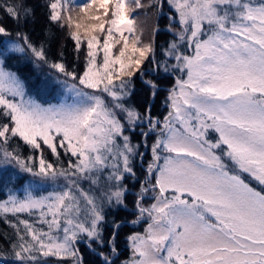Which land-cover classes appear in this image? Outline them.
Here are the masks:
<instances>
[{
  "label": "snow or ice",
  "instance_id": "6c2138e0",
  "mask_svg": "<svg viewBox=\"0 0 264 264\" xmlns=\"http://www.w3.org/2000/svg\"><path fill=\"white\" fill-rule=\"evenodd\" d=\"M133 3L135 8L142 7L140 0H84L78 5L79 11L95 22L85 24L82 17L75 23L77 31L71 32L79 52V30L84 31L88 49L84 72L77 76L61 63L52 65L65 76L78 79L84 89L107 93L113 107L125 113L129 126L141 119L134 108L123 103L130 95L131 78L136 72L145 74L141 67L145 61L154 63L156 70L161 67L154 59V44L142 45L137 35ZM169 3L178 14L182 31L175 33L176 40L165 54L175 56L178 63L173 67L186 70L187 79H177L169 92L171 111L164 118L163 138L152 146L148 165L149 176L155 175L152 189L159 191L154 196L155 203L145 208L141 200L147 188L141 184L136 201L139 215L132 223H138L146 214L148 224L144 233L128 237L132 258L122 264H264V189L256 190L242 176L247 173L264 185V0L259 4L252 0ZM49 7L51 21L59 22L66 16L72 28L69 0H54ZM21 9L26 21L32 10L23 3L8 6L6 11L19 20ZM91 10L99 14H90ZM94 33L103 34L102 42ZM0 36L9 37L11 33L0 25ZM16 38L22 43L12 42L0 57L7 58L8 51L24 53L27 48L37 59L46 60L43 47L38 49L26 34L17 32ZM177 41H186L190 48L194 45V54L179 52ZM117 44L121 46L114 56ZM101 52L103 63L98 64ZM163 68L168 71L166 63ZM114 79L120 83L115 84ZM146 83L155 95V83ZM71 87L74 96L70 103L43 107L24 98L19 77L6 71L0 59V113L10 121L0 124V138L5 144L10 136H19L36 150L46 146L57 157V148H63L76 157V162L69 164L75 169L72 174L94 185L111 169L105 178L108 190L99 198L75 185L78 194L66 188L40 198L10 197L11 207L0 205L4 212L39 210L41 222L48 224L49 231L45 232L20 221L26 234L17 228L19 243L13 247L18 249L15 257L22 264L37 261L36 253L43 257H71L74 264H83L76 245L84 237L89 247L93 243L105 245V206L123 204L126 189L121 187V181L125 173L135 175L130 159L135 147L124 135V125L115 112L101 96L76 90L75 84ZM8 95L20 99L10 100ZM146 119L148 131L159 124L150 115ZM173 119L179 127L174 126ZM209 128L219 134L214 143L205 138ZM117 137L123 138L122 147L116 145ZM161 149L168 155L161 157ZM214 149H220L222 155ZM161 158L162 165L158 163ZM4 159L15 161L23 171L42 180L55 181L68 174L58 172L42 153L38 168L13 152L5 151ZM49 215L51 220L47 219ZM119 227L113 221L112 237L107 241L110 254L98 253L102 264H114Z\"/></svg>",
  "mask_w": 264,
  "mask_h": 264
},
{
  "label": "trees",
  "instance_id": "16d2710c",
  "mask_svg": "<svg viewBox=\"0 0 264 264\" xmlns=\"http://www.w3.org/2000/svg\"><path fill=\"white\" fill-rule=\"evenodd\" d=\"M156 1L157 0H153L149 7L151 13L150 20H147L141 26L144 33H149L150 38L153 36V21L157 14L156 9L158 4H156ZM52 2H54V0H0V25L4 26L11 33L9 37L0 36V52L6 51L8 49V40L16 37V33L20 32L21 34H26L28 39L38 49L41 48V46L43 47L46 60L35 58L34 61V55L26 46L24 53L8 51L7 58L0 57V59L3 60L5 70L15 73L19 77L23 84L25 94L45 105L57 102V98L61 94L62 89L56 83V80H61V78L65 76L52 65L61 63L65 66L66 71L74 72L76 75H79L85 69L87 60L86 54L88 51L86 41L83 40L84 32H79L82 38V46L79 52L76 51L75 41L71 38V32L75 30L68 27L66 17L59 22H54L49 19L51 14L49 5ZM21 3H23L26 8L32 10L26 21L23 9H21L19 20L10 16L6 11L8 6L19 5ZM255 3H257V1ZM69 8L72 10L77 9V7L72 5V0H69ZM170 11L171 10L167 6L162 4L160 8V17L156 25L154 59L161 67L157 71V74L153 76L151 82L155 83L159 88L158 91H156L155 95L152 97L153 89L142 83L138 78V72H136L131 78L130 95L126 96L123 101L126 107L134 108L142 115H145L149 107L148 115L154 119H158L160 122L168 116L170 110L167 92L173 88L177 79H181L185 76V70L181 71L180 68L173 67L178 63L175 56L169 57L165 54L169 44L176 40V36L171 30L178 27L174 20L175 18L171 19V21L168 19L170 17H175ZM134 13L136 15L137 10H135ZM61 24H63L64 27H61ZM170 24L171 30H169ZM95 34L99 35L102 41L103 34ZM177 43L178 51L185 54L188 50V46L185 45V42L177 41ZM165 63L168 66L167 72H165L163 68ZM151 65L155 64L153 63ZM5 123H10V121L0 113V124ZM158 128L160 127L157 126L155 130L147 131L144 125H139L135 127L134 131L126 132L130 143L135 147L138 155L140 152H143V159H141L142 163L138 162V155L134 157L131 156V166L135 175H124L121 181V187L126 189L123 206L116 208L110 207L109 210L105 211L106 223L103 225L105 245L101 246L93 243L91 247H89L87 237L84 238L85 243L81 242L78 244L77 248L79 249L83 264H102V259L98 253L104 252L110 254L107 241L112 237L113 221L120 225L115 239L117 255L113 258L114 264H122V262L128 261L130 250L128 237L134 233H142L145 226L148 224L146 216L136 224H133L132 221L136 220L139 215L136 207V194L141 191V184L148 174L144 169V164L151 157L152 146L156 142V139L161 136V133L154 134L158 131ZM144 133H147V135ZM212 135L216 139V136L214 134ZM0 146V152H13L30 166L37 168L39 166V157L41 153L47 162L55 166L58 172L60 170L66 172L70 171L72 168H69V164H74L76 162V157L71 156L70 152L66 153L63 148H57L59 153V157H57L53 155L51 150L46 146L42 145L41 150H36L26 144L19 136H10L7 144L0 138ZM163 153L164 155H168V153L164 151ZM220 155H222V153H220ZM29 157L33 159L29 160ZM13 162V164L9 163L13 166H0V203L7 198L9 191L18 189V187L28 180L27 175L21 172L22 169L19 165H17L15 161ZM226 163L231 165L230 161ZM242 176L245 181L256 190L264 189L263 185H260L247 174L242 173ZM148 180H150L151 184H155V175L149 176ZM102 181L101 179V182ZM147 192L146 196H143L141 200L145 208L150 207L152 202V198L150 197L152 194H147ZM170 194L172 193L169 192L168 195ZM21 220L27 221L36 230L43 229V231H45L47 228L44 223L38 220L35 211L29 213L0 214V264H22V262L15 257V251L18 249L13 247L15 244L19 243L17 228L21 234H26L24 225L20 224ZM13 225L16 227H13ZM51 258L52 257L37 256L38 262L36 264L50 262ZM23 264H26V261H24Z\"/></svg>",
  "mask_w": 264,
  "mask_h": 264
},
{
  "label": "rangeland",
  "instance_id": "374dc122",
  "mask_svg": "<svg viewBox=\"0 0 264 264\" xmlns=\"http://www.w3.org/2000/svg\"><path fill=\"white\" fill-rule=\"evenodd\" d=\"M152 1L153 0H142V1H140L141 4H142V7H140V8H135V4L134 3L132 4V7L135 8V10H137V14L135 15V13H134L135 23H136V32H137V35H139L141 37L142 45L143 44H151V40H152V37L150 38L149 33H144L143 32V29L141 28V26H142V24L144 22H146L147 20H150L151 13L149 11V7H150ZM256 1H257V3H255ZM83 2H84V0H72V5L75 6V7H77V9H75V10L70 9L71 10L70 11V14H71V16L73 18V27L72 28L75 31H77V29L75 28V23L81 22V18L82 17H83V21L82 22L85 23V24L94 23L95 22V21H89L86 17H84V14L80 13L79 6L78 5L81 4V3H83ZM252 2L255 3V4H259L261 2V0H252ZM156 4H159L158 0L156 1ZM162 4H164L165 6H167L171 10L170 12L173 13V15L175 16L174 17L175 18L174 20H175V22H176V24H177L178 27L173 28L171 30L172 33L175 34L176 32L182 31V29L180 28V25H179V17H178V14L176 13V10H175L174 6L169 3V0H161V2L159 4L160 8H161V5ZM156 13H157V9H156ZM160 13L161 12H159V14ZM90 14L97 15L99 13H96L94 10H91ZM154 19L156 20V16L154 17ZM168 19L170 20V18H168ZM155 20L153 22H155ZM207 28H208V26L207 25H204L205 31H207ZM79 32L80 33L84 32L83 31V28H81L79 30ZM152 34H153V31H152ZM14 41L21 43V41L17 40L16 37L11 38V39L8 40V48L10 47L11 43L14 42ZM184 42H185V45L188 46L187 42L186 41H184ZM120 46L121 45L117 44L113 48V55L114 56L115 55H118ZM15 53H18V52H15ZM193 54H194V45L191 48L188 46V50H187V52L184 55H193ZM35 58L36 57L34 56V61H35ZM102 63H103V53L101 52L99 54V56H98V64H102ZM83 72H84V70L79 75H81ZM79 75H77V76H79ZM183 79H187V72H186V70H185V77ZM56 83L62 89L61 94L58 96L56 103L47 104V105L41 104L40 102L36 101L33 97H30V96H28L26 94H25V97L24 98L25 99H31V100L35 101L36 103L40 104L43 107L59 106V105H61L63 103H70L72 101L73 96H74V91H73V89H72L71 86L73 84H75L76 85V90H83V91H86V92H89V93H94L96 95L101 96V98L105 101V103L110 108H112V110L115 112L117 119H119L121 121V123L124 125V128H125L124 135H127L128 136V134H126V132L134 131L135 127L136 126H139V125H144L146 127V130L148 131L149 125L147 123V119H146V116L145 115L140 114L141 119L140 120H137L136 121V124L134 126H129L125 113L121 112L120 109L114 108L113 105H112V99H111V97H109L107 95V93H104L102 90L84 89L83 86L79 84L78 79L77 80H73L72 78H68V77H65V76L62 77L61 80L60 79H57L56 80ZM114 83L118 85L120 83V80L114 79ZM130 91H131V85H130ZM178 91L179 90L177 89V92ZM6 98H8L10 100L11 99H16L17 101H19V99H20L19 97L13 98L10 95H8ZM168 101H169V105H170L171 104V101L169 99H168ZM170 111H171V109L169 110V112ZM164 123H165V119L160 123V125L161 124H164ZM193 123H195V122H193ZM173 124H174L175 127H179V122L178 121H175L174 119H173ZM157 130H161V132L164 131V129H162V126L160 128H158ZM202 131H203V129H202ZM210 131L215 132V134L218 136V138H219V134L214 129H212V128H209V129H207L205 131V138L208 141L214 143L215 140L211 137ZM159 138H163V137L160 136ZM123 143H124L123 138L122 137H117L116 145L122 147ZM0 148H1V146H0ZM144 150H145V148H144ZM139 151H141V150H139ZM213 151L214 152L217 151V152H215L217 155H220V153H221V150L220 149H214ZM141 153L143 154V152H140L139 155H138L137 151L135 150V154L132 157H134L135 155H138V159L137 160H138V162H141V159H143V155H140ZM159 154H160L161 157H163V155H164L161 151H159ZM132 160H133V158H132ZM224 160H225V162L228 161L226 157L224 158ZM151 161H152V152H151L150 159L147 160L146 163L144 164V169H145L146 172H148V165H149V163ZM0 163H2V164H0V166H4L5 167V166H13V165H11L9 163H12L13 164L14 162L13 161L6 162L5 159H4V152L1 151L0 152ZM158 163L162 165L163 164V159L161 158V160L158 161ZM74 171H75V169L72 168L70 171L67 172L68 173L67 176H59L57 178V180L52 181V180H42L40 177L33 176L31 173H28V172H25V171L22 170L21 172H23L25 175H27L28 180L23 185H21L20 187H18V189L9 191V193L7 195V198L4 201H2L0 203V205L7 204L8 207H11V202H10V199H9L10 197H15L17 200H23L28 195H31L34 198H40V197H46L50 193H53V192H58V191L65 190L66 188H71L73 192H77V188H76L75 185H79V188L80 189H83L84 191L88 192L90 195H93V196H95L97 198H99L100 196H102L103 193L106 190H108V183H107V181H106L105 178L107 177V175L111 171V169H108L104 173V176L102 178L103 181L100 182L99 184H95V185L92 184L90 180H86V179L80 178L79 177V174L73 175L72 173ZM124 175H129V174L128 173H125ZM148 177H149V173L146 175V178H145V180L143 181L142 184L145 186V188H147V191H148L147 194H152V195H150V197L152 198V202L150 204V206H151L153 203H155L154 196L156 195V190H155V192L153 191V189H152V185L153 184H151L150 180H148ZM74 182H75V184H74ZM77 194H78V192H77ZM144 196H146V193L144 194ZM185 198H189V197H185ZM119 206H123V204H121ZM119 206H117V207H119ZM109 208L110 207L105 206V211L109 210ZM33 211L36 212V215L38 217V220L41 221L40 220V211L39 210H32L31 212H33ZM17 213H29V212H17ZM0 214H14V213L11 212V211L4 212L3 210H0ZM47 219L48 220H51L52 218L49 215L47 217ZM211 219H214V218H211ZM44 224L47 226L45 232H48L49 231L48 224H46V223H44ZM61 224L63 225V218H61ZM146 227H147V225L145 226V228ZM145 228H144V230H145ZM39 230H41V229H39ZM144 230L142 231V233H144ZM52 232H53L54 235L56 234L55 228L52 229ZM59 234L61 236L63 235L62 228H61V231H60ZM81 242L85 243V239H83ZM81 242H79V243H81ZM78 244L76 245V247H78ZM36 255L38 257L40 256L39 253H36ZM51 257H52L51 258V261L50 262H44V264H74L73 258H71V257H66V258H60V257H56V256H51ZM131 258H132V251L130 249L129 250L128 260H130ZM37 262L38 261H35V262L26 261V264H36Z\"/></svg>",
  "mask_w": 264,
  "mask_h": 264
},
{
  "label": "bare ground",
  "instance_id": "6f19581e",
  "mask_svg": "<svg viewBox=\"0 0 264 264\" xmlns=\"http://www.w3.org/2000/svg\"><path fill=\"white\" fill-rule=\"evenodd\" d=\"M158 2H159V4H160V2H161V0L159 1L158 0ZM158 4V5H159ZM152 38H153V36H152ZM151 44H152V41H151ZM151 64H153L152 62H150V61H145V64L142 66V69L144 70V72H145V74L143 75V76H141L140 75V73L138 72V78L141 80V82L142 83H144L146 86H149L147 83H146V81H151V79L153 78V76H155L156 74H157V71L158 70H156V66L155 65H151ZM147 65H149V66H147ZM151 65V66H150ZM185 77V76H184ZM183 77V78H184ZM183 78H181V79H183ZM150 87V86H149ZM158 87H156V91H158ZM155 91V92H156ZM169 92H170V90L167 92V97L169 96ZM152 97H153V94H152ZM148 111H149V107L147 108V110H146V113H145V115H146V117H148L149 115H148ZM155 120H157V121H159L158 119H155ZM160 121H159V127H161L163 124H161L160 125ZM158 133H162L160 130H158V131H156L154 134H158ZM157 140V139H156ZM159 151H161L162 153H163V150L161 149V150H159ZM164 154V153H163ZM164 156V155H163ZM156 193H157V189H156Z\"/></svg>",
  "mask_w": 264,
  "mask_h": 264
},
{
  "label": "water",
  "instance_id": "95a60500",
  "mask_svg": "<svg viewBox=\"0 0 264 264\" xmlns=\"http://www.w3.org/2000/svg\"><path fill=\"white\" fill-rule=\"evenodd\" d=\"M159 12H160V6L158 5V7H157L156 20L154 22L153 38H152V44H154V47H155V33H156V30H157V26L156 25H157V21H158V19L160 17ZM162 129H164V125H162Z\"/></svg>",
  "mask_w": 264,
  "mask_h": 264
}]
</instances>
